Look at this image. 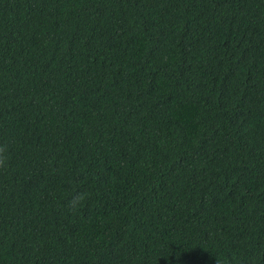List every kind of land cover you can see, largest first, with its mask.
Instances as JSON below:
<instances>
[{"label": "trees", "instance_id": "trees-1", "mask_svg": "<svg viewBox=\"0 0 264 264\" xmlns=\"http://www.w3.org/2000/svg\"><path fill=\"white\" fill-rule=\"evenodd\" d=\"M0 147V264H264V0H0Z\"/></svg>", "mask_w": 264, "mask_h": 264}, {"label": "clouds", "instance_id": "clouds-1", "mask_svg": "<svg viewBox=\"0 0 264 264\" xmlns=\"http://www.w3.org/2000/svg\"><path fill=\"white\" fill-rule=\"evenodd\" d=\"M7 155L6 149L4 147H0V169H6L8 167L7 164ZM79 197L75 198L72 203L75 204L78 202Z\"/></svg>", "mask_w": 264, "mask_h": 264}]
</instances>
